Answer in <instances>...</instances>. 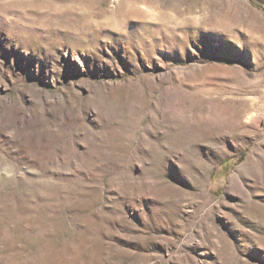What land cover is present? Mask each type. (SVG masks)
<instances>
[{
    "label": "rangeland",
    "instance_id": "374dc122",
    "mask_svg": "<svg viewBox=\"0 0 264 264\" xmlns=\"http://www.w3.org/2000/svg\"><path fill=\"white\" fill-rule=\"evenodd\" d=\"M0 264H264V0H0Z\"/></svg>",
    "mask_w": 264,
    "mask_h": 264
},
{
    "label": "bare ground",
    "instance_id": "6f19581e",
    "mask_svg": "<svg viewBox=\"0 0 264 264\" xmlns=\"http://www.w3.org/2000/svg\"><path fill=\"white\" fill-rule=\"evenodd\" d=\"M252 122L258 124L259 123V120L256 118V119H253Z\"/></svg>",
    "mask_w": 264,
    "mask_h": 264
}]
</instances>
